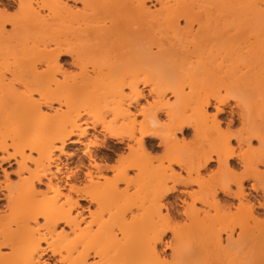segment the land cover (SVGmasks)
<instances>
[{"label":"bare ground","instance_id":"6f19581e","mask_svg":"<svg viewBox=\"0 0 264 264\" xmlns=\"http://www.w3.org/2000/svg\"><path fill=\"white\" fill-rule=\"evenodd\" d=\"M13 1L25 5L20 16L7 15L10 3L2 2L0 7V159H17L20 171L17 183L6 184L10 213L0 212V264H27L33 260L49 264L45 258L48 254L57 257L60 264H226L227 248L238 241L234 240V224L240 229L239 239L254 237L258 242L260 236L255 232L260 227L259 218L255 204L245 195L244 183L254 179L251 187L257 190L261 183L257 167L264 158L261 144L258 148L252 146L253 138L260 140L264 134V0H154L153 8L149 0H76L82 3L80 8L66 0ZM11 24L15 26L9 31L7 25ZM27 31L25 35L30 36H23ZM153 48L157 61L182 69L175 79L188 83L189 90L186 92L183 85L172 86L170 93L176 101H164L166 94L158 89L159 80L144 73L149 94L157 98L145 117V105L140 103L145 94L139 78L141 69L157 63L147 57L151 51L155 55ZM67 55L77 71L61 63ZM120 69L124 70L122 77L111 80ZM104 89L110 95L108 99L115 98V108H111L114 120L120 117L122 123L109 125L108 130L102 123L103 136L127 145L125 155L112 165V158L99 159L92 151L99 137L90 136V130L97 124L86 114L91 97L105 99L106 95L100 93L105 94ZM248 90L255 91L252 108L263 112V117L251 125L245 118L251 101L245 94ZM84 92H89V99L87 93L82 95ZM184 104H190V109ZM134 105L136 112L131 109ZM213 105L217 112L212 114L208 108ZM44 106L54 113L46 114ZM225 107L230 108L232 119L231 125L228 122L224 128L218 112ZM188 110L193 118L177 116ZM163 112L167 120L172 114L167 127L160 120ZM236 115L243 125L239 131L232 129ZM135 125L143 126L142 135L136 134L140 129ZM190 128L196 144L190 150L176 149L177 132L185 140L184 133ZM232 137H236L238 147L233 145ZM155 138L163 146L160 153L159 145L152 143ZM70 145L82 146L87 165L79 161L70 167L61 161L60 155ZM233 159L239 161L236 166L244 168L238 184L221 178L222 172L232 170ZM214 160L218 170L206 178L202 170ZM176 161L184 165L182 183L172 175L173 171H181ZM37 167L39 178L30 180L33 173L28 169ZM89 171L98 185L91 192L100 201L94 211V224V212L85 216L80 204L82 200L94 204L91 196L77 194L73 197L75 206L65 212L55 206L53 198L59 197L52 191L67 195L71 184L79 188L81 183H89ZM113 178L118 183H112ZM44 179L43 190L39 185ZM191 183L199 185L194 192L200 194L198 201L215 208V215L210 209L202 213L194 206L195 199L191 204L183 199L181 213L163 203L179 185L188 187ZM233 185L237 188L234 193ZM161 188L171 189L161 200L167 210L165 219L156 208V194ZM219 190L239 199L236 213L219 207ZM185 192L193 197L192 192ZM124 195L126 201L118 205L117 200ZM40 213L48 215L47 224L41 222L44 218ZM178 216L189 219L185 228L173 225ZM143 217L147 221L136 222ZM61 225L65 227L59 230ZM169 232L172 239L165 246L171 252L167 255L160 245ZM181 241L191 242L201 253L187 254ZM254 264H264V252Z\"/></svg>","mask_w":264,"mask_h":264},{"label":"rangeland","instance_id":"374dc122","mask_svg":"<svg viewBox=\"0 0 264 264\" xmlns=\"http://www.w3.org/2000/svg\"><path fill=\"white\" fill-rule=\"evenodd\" d=\"M66 1L68 3H70L71 5H73L74 7H77V8L78 7L79 8L82 7V3L80 1H76V0H66ZM2 2L10 3V8L7 10V15L8 16H10V17L20 16V12H19L20 9L18 8V4L16 2H14L13 0H0V7H2L1 6ZM147 3L151 4L149 6L152 7L153 4H154V0H149ZM7 29L10 31L12 29V27L7 25ZM28 32L29 31L25 32L23 36L29 37L30 35H28V36L25 35ZM152 50H153V53L155 54L156 48H153ZM151 52L148 53L150 56L148 54H146V56L148 55L147 57H150L151 59L155 60V63H156V61L158 60V57L156 56V54L153 55ZM152 56H154V57L152 58ZM107 58H109V56H107ZM107 58L103 59V60L107 61ZM101 61H102V58H101ZM61 63L64 64L65 68L68 69V70H73V71L74 70L75 71L78 70L76 68V66H74V64L72 63L71 56H69V55H67L64 58H62L61 59ZM105 66H107V65H105ZM176 67H177V65H174V66L172 64L168 65V63L164 64L162 62L157 61V63L154 64L152 67H149V69L146 68L148 70H146V69L143 70L144 68L141 69L142 73L140 71V76L141 77L139 78V87H140V89H143L144 94H145V98L141 99V102H140L142 105H146L150 101H152V103H154V101L157 100L156 96L153 95L155 97L154 98L152 95L149 94V87L145 86V84H144L145 74H146V77H150L152 79L153 78H157V80H159V82L161 84L158 87V89L162 93L166 94V97H165L164 101H167V99L169 101H171L172 103L176 101L175 97H173L171 95V93H170L172 86L173 87H176V86L178 87V86L183 85V87H184L186 92L189 90V88H187L188 87L187 86L188 83H184V82H181V81L175 79V76H177V73L180 70H182V69H180V70L178 69L179 70L178 71L176 69L179 68V67H177V68ZM92 68L93 67L91 65H89V70L92 69ZM91 73L93 74V71H91ZM123 73H124V70H122V69L118 70L114 74L113 77L111 76V80H113L114 78L115 79L121 78ZM102 91H105V94L100 92L101 95L102 94L103 95L108 94V92H106L107 90L104 89ZM126 91L128 92V89ZM96 92L97 91H95V93ZM86 93H87L86 97L89 99L90 98V96L88 94L89 92H84V94H82V95H85ZM254 93H255V91H253V90H248V91L245 92V94H247L251 98V101H250L249 106H248V111L249 112H248V115L245 116V118L247 120L246 122L248 124H250V125L253 124V123H256L257 121H259L263 117V112H258V111H256L255 109L252 108L251 102L254 100V96H255ZM91 94H92V92H91ZM82 95L81 96L79 95V97L82 98ZM107 96L108 95H106V97ZM86 97H84V98H86ZM100 97H103V96H100ZM100 97L97 96L99 101L102 100L101 102H99L97 99L95 100L94 97H91V100L89 99V101L87 103L88 105L90 104L91 106L89 105V107H88V105L85 104L86 108L84 107L85 110L87 109V107L90 109V110L87 109V112L85 111L86 114H87V118L90 119L91 122H95L97 124L96 129L93 128V129L90 130V136H92V134L98 135V137H99L98 141H97L98 144H96L95 146H92L91 149H92V151H94L95 154H97L99 159L112 158L111 162H109V164L112 165V164L115 163V160L117 158H119L121 155H125L127 145H126L125 142H120L119 140H117L114 137H111V136L104 137L103 136V133H102L103 124L102 123L107 122L108 125H111V126L117 125L118 126L122 122H120V119H121L120 117H119V119L114 120V114H112L113 112H112L111 108H113V109L115 108V105L113 106L114 103L112 104V102H115V101H113L115 98L113 97V98H109L108 99V97H110V95H109L107 97V101H106L105 100L106 97H105V99L103 98L104 100L103 99L100 100L99 99ZM95 98H96V96H95ZM92 99L94 101L93 103H91ZM189 100L191 101L190 98H189ZM95 101H96V103H95ZM187 103L188 102H186L185 104H187ZM185 104L183 106H186ZM53 106L54 107H58V104H54ZM189 106H190V104H189ZM189 106H188V108H189ZM44 109H43V111H45L46 114L47 113L48 114L49 113H51V114L54 113V110L50 109L49 107L44 106ZM131 109H132L133 112L137 111V109L135 108V105L132 106ZM185 109H187V108H185ZM190 111L191 110L184 111V112H179L177 114V116H181V118L182 117L193 118L194 115H191ZM208 111L210 113H212V114L217 112L216 109L214 108V105L209 107ZM256 113H258V115H256ZM115 117H117V116H115ZM141 118H142L141 116H138V119H141ZM218 119L223 123V127L225 128L226 127V123H228L232 119V115L230 113V108L229 107H225V110L223 112H218ZM160 120L162 122L167 120L165 112L161 113ZM234 120L235 121L232 124V129H233V131H239L242 128V126H243L242 122H240L241 120H239L237 115H236V117H234ZM184 136H185V140H183L182 133L179 132V131L177 132L178 142L176 144V149H182V150L185 149V150H187L189 148L188 150H190L191 149L190 147L193 146L192 144H196V143H194V142H196L195 141L196 139L193 136V131H192L191 128L189 129L188 132L184 133ZM147 140L148 139H146V141ZM103 141H105V144L104 145H100L101 143H103ZM152 143L155 146H157V145H159L160 140L158 138H155ZM232 143H233V145L235 147H238L237 146L238 144H237V141H236V137H232ZM252 146L254 148H258L260 146V140H259L258 137H254L253 138ZM246 148H247V146L245 147V149ZM81 149H82V146H80V145H70L69 148H67L66 153L60 155L61 161L67 163L68 166L71 165L72 167L74 165H76L79 161H83V163L85 165H87L88 164V158L82 153ZM162 149H163L162 145H159V147H157V151L159 153L162 151ZM260 152L262 154H264V152H262L261 150H260ZM72 153H75V154H74V156L71 157ZM57 154H59V152H57ZM16 160L17 159H9V160H3L2 158L0 159V212L3 213V214L5 213L6 215L10 213L9 209L7 208L8 207L7 206V197L5 196V194L7 195L6 184L10 183V182H12L14 184L17 183L18 176H19L18 172L20 171V168H18L19 167V165H18L19 162H18V160L17 161ZM238 162H239L238 159L231 160L230 165L232 167V170H235L236 172L243 173L244 172V168L242 166H236V164H238ZM101 164H104V162L101 161ZM175 169L178 171L179 167L175 166ZM257 169L259 170L260 173L262 171H264V169L261 168L260 163H258ZM84 170H85V168H83V171ZM217 170H218V162H217V160H214L213 162H211L210 165H208L207 169H203L202 170V174H203V176L208 178L209 175H212L213 173L217 172ZM232 170H228L227 172H222V176L221 175L220 176L225 181H231V184H234L233 180L236 179L237 177H235L233 175ZM83 171H81V172L83 173ZM5 172L9 173V175L7 177L4 176ZM108 175L112 176V172H110ZM259 181H261V179ZM45 182H46V179H44L43 183L41 185H39V187H42L41 189H43V190L46 189L45 188L46 186H44ZM254 182H255V180L252 179V178L246 180L245 183H244V188H245V192H246L245 193L246 197L251 199V201L255 204V210H256L257 216L259 218V223H258L257 227L260 226V227H258V231H256L255 234L257 233L256 235L260 236L259 240H258V242L255 241L254 239H252L254 237H252L251 239L250 238L239 239L238 238V233L240 232V229H239L237 224H234L235 227H236V233L234 234V240H238V241L233 243L232 245H230L227 248V253H228L229 256L226 258V264H254L255 261L257 260V258L262 256V252H264V231L260 232L261 229L264 228V183H262V181H261V183L257 187V190H255L254 188L251 187V184L254 183ZM172 184L173 183L170 182V185H172ZM236 189H237L236 186L233 185L232 186V192L233 193L236 192L237 191ZM198 190H199V185L197 183H191L190 186H188V187L184 186V185H179L178 186V190L175 192V194L171 195L167 199H164L163 203H166L167 206L171 210H172L173 206H175V210L174 211L177 212V213H181L182 210H183V207L181 206L182 205L181 201L183 199H186L188 201V203L191 204L193 202V200L195 199L196 203H195L194 206H196L197 209L201 208L202 209V213L205 211V209H207L206 211H208L210 209L209 211H211V214L215 215V208H212V207L209 208L208 206H206L207 204H203L202 202L198 201V198H200V194H196L195 196L191 197L190 194H187L185 192V191H188L190 193L191 192L194 193V192H196ZM233 193L232 194L231 193H224L223 191L219 190L217 192V195H216L217 196V200L220 203L219 207L221 209H223V210H226V212L229 211L230 214L236 213V211H237L236 208L239 205V199ZM125 196L126 195L122 196L120 199L117 200L118 203H120V204L117 203L118 205H122V203L124 201H126V197ZM129 200H131V198H129ZM129 203H132V200ZM80 204L84 208V212L83 213L85 214V216L89 215L90 211H92V212L97 211V207L98 206H96L95 203L92 204V203H89L88 201L82 200L80 202ZM163 213H164V215H166V213H167V210L165 208H163ZM87 218L89 219V217H87ZM105 218L108 219L109 215H106ZM237 218H238L239 221H241V220L243 221V219H244V217L242 219L240 216H238ZM147 219H148L147 217L139 218L136 222L137 223H142V222L147 221ZM40 220H41V222L44 221L43 219H40ZM187 220H189V219H187V218L185 219L184 216L183 217L178 216L176 219H174L172 221V223L176 227L177 226L184 227V225H186L188 223ZM111 221L113 223L114 219L113 220L111 219L110 223H111ZM237 221H235V222L237 223ZM244 221H246V220L244 219ZM230 223H232V221L229 222V224ZM260 223H261V225H260ZM253 224L254 223L252 222V225ZM62 227H65V226L61 225L59 230H61ZM66 229H68V228H66ZM226 237H227L226 232L223 231L222 238H223L225 244H226ZM171 239H172V232H169L167 235H165L164 242L161 243V245H160V247L163 248V250H165V254H167V255H169L171 251L169 249H166L167 247L165 246V243L167 241H170ZM180 244H181L183 250L185 252H187V254H197V253L200 254L201 253L198 249H196V247L191 242L181 241ZM4 251H8V250L4 249ZM45 258H47V261L49 262V264H60L58 258L52 256L51 254H48L47 256H45Z\"/></svg>","mask_w":264,"mask_h":264},{"label":"snow or ice","instance_id":"6c2138e0","mask_svg":"<svg viewBox=\"0 0 264 264\" xmlns=\"http://www.w3.org/2000/svg\"><path fill=\"white\" fill-rule=\"evenodd\" d=\"M19 9H24L25 5L23 3L19 4ZM44 7H47V5H45ZM10 27H14L15 25L14 24H11L9 25ZM153 93L155 94V88H153ZM152 101H150L149 104H146L145 105V108L142 110V112L144 113L145 117L147 116V113H148V108L150 107ZM171 117H172V114L169 113L168 114V120H165L164 121V127H167L168 126V123L169 121L171 120ZM211 119H215V117H211ZM153 121L155 122V118L153 117ZM229 125H231V121H229ZM135 126H138L140 131L139 133H136L137 135H142L143 134V126L142 125H135ZM135 126L133 128V130H135ZM105 127H106V130H108L110 128V126L108 125L107 122H105ZM154 134H158V133H154ZM113 135H116L115 132H113ZM260 144H261V151L264 152V134H261L260 136ZM233 153H235V149H232ZM29 160H32L33 158L32 157H28ZM125 158L122 157L121 160L123 161ZM38 163V162H37ZM47 163V161L45 160V164ZM176 163H180L181 164V171L179 172H176V171H173L172 172V175H173V178H175L178 182H184V179L185 177L182 175L183 173V168H184V165L180 162V161H176ZM224 161L221 160V164H223ZM260 165H261V168L264 169V158L261 159L260 161ZM24 165L23 163L21 164V168H23ZM96 168H99L100 165L99 164H96L95 165ZM129 167H135L134 165H129ZM28 171L30 173H33V175L29 178L30 180L31 179H38L41 172H40V169L37 167L35 170L34 169H28ZM171 171V170H170ZM189 172H191V169L189 168ZM233 172V175L235 177H237V179L235 181H233L234 184H238L239 183V178H241L242 176V173L240 172H236L235 170H232ZM44 175H46L47 173H43ZM9 175L8 172H5L4 173V176L7 177ZM22 175V174H21ZM213 175H215V173H213ZM119 176V173H117V177ZM87 177H88V181L89 183H81V186L78 188L76 184H71L67 189H66V192H67V195L63 194V193H60L59 190H52V186L51 184H49V189L52 190V191H56L57 194H58V199L57 198H53L54 199V203H55V206L59 209H63L65 212H68L69 210V207L72 206L74 207L75 206V201L73 200V197L76 196L77 194H83V193H87L89 196L92 197V199L94 200L95 204L96 205H99L100 204V201L97 200L95 198V196L92 194L91 192V189L93 187H96L98 186L97 185V182L93 179V174L91 171H89L87 173ZM22 178H23V175H22ZM71 175L69 176V179H71ZM261 181L262 183H264V171L261 172ZM112 183H118V180L116 178H113V181ZM171 189L170 188H161L157 191V194H156V208H157V211L159 213V215L161 216L162 219H165L166 217H164V213H163V208H164V205L161 203V200L163 198V196L165 195V193L167 191H170ZM196 194L193 193V196H195ZM63 201V203L61 204L60 201ZM185 203H187V201H185ZM99 210V208H98ZM40 216H43L44 218V222L45 224H47L49 222V217L47 214L45 213H40ZM95 216H96V213H92V217H93V220H92V223L94 224L95 223ZM85 223H88V221H85ZM169 247H171V245H169ZM67 259V258H65ZM27 264H39V262L33 260V261H29L27 262ZM166 264V262H165Z\"/></svg>","mask_w":264,"mask_h":264}]
</instances>
